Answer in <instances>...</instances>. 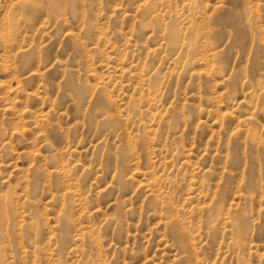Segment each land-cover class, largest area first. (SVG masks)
I'll return each mask as SVG.
<instances>
[{
    "label": "rangeland",
    "instance_id": "374dc122",
    "mask_svg": "<svg viewBox=\"0 0 264 264\" xmlns=\"http://www.w3.org/2000/svg\"><path fill=\"white\" fill-rule=\"evenodd\" d=\"M0 264H264V0H0Z\"/></svg>",
    "mask_w": 264,
    "mask_h": 264
}]
</instances>
